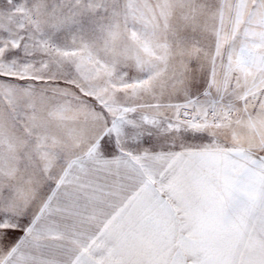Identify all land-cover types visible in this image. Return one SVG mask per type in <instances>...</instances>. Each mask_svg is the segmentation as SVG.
<instances>
[{
    "label": "snow or ice",
    "instance_id": "6c2138e0",
    "mask_svg": "<svg viewBox=\"0 0 264 264\" xmlns=\"http://www.w3.org/2000/svg\"><path fill=\"white\" fill-rule=\"evenodd\" d=\"M0 264H264V0H0Z\"/></svg>",
    "mask_w": 264,
    "mask_h": 264
}]
</instances>
